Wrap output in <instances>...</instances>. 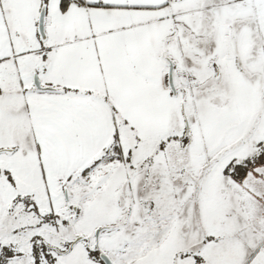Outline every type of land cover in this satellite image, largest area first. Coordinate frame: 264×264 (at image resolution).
<instances>
[{
  "label": "snow or ice",
  "instance_id": "snow-or-ice-1",
  "mask_svg": "<svg viewBox=\"0 0 264 264\" xmlns=\"http://www.w3.org/2000/svg\"><path fill=\"white\" fill-rule=\"evenodd\" d=\"M0 264H264V0H0Z\"/></svg>",
  "mask_w": 264,
  "mask_h": 264
}]
</instances>
